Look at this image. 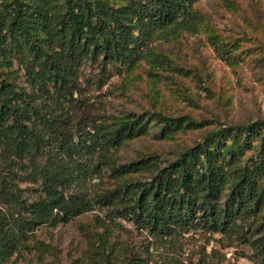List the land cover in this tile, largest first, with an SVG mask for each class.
I'll return each mask as SVG.
<instances>
[{
  "label": "trees",
  "instance_id": "1",
  "mask_svg": "<svg viewBox=\"0 0 264 264\" xmlns=\"http://www.w3.org/2000/svg\"><path fill=\"white\" fill-rule=\"evenodd\" d=\"M195 1L0 0V264H14L39 226L96 204L107 205L112 224L124 219L157 239L234 234L251 264H264V120L214 129L169 161L119 163L118 148L145 135L151 120L162 138L205 125L162 112L93 119L73 95L86 61L101 72L110 63L130 68L154 32L197 28ZM105 171L117 185L93 195L89 182ZM23 179L39 182L33 198ZM132 259L126 264H147Z\"/></svg>",
  "mask_w": 264,
  "mask_h": 264
},
{
  "label": "rangeland",
  "instance_id": "2",
  "mask_svg": "<svg viewBox=\"0 0 264 264\" xmlns=\"http://www.w3.org/2000/svg\"><path fill=\"white\" fill-rule=\"evenodd\" d=\"M195 6L201 12L197 28L154 32L144 45V57L132 67L110 63L101 72L91 61L81 67V90L73 95L80 99L82 114L98 119L162 112L205 125L162 138L151 120L145 135L118 148L119 163L146 155L169 161L214 129L264 120V0H196ZM233 53L237 58L231 64ZM116 185L110 171L89 182L93 195ZM19 186L28 198L40 189L38 181L28 179ZM107 208L96 204L67 223L39 226L13 263L105 264L106 256L116 264H126L130 257L147 264H251L250 247L234 234L191 230L157 239L130 221L112 224Z\"/></svg>",
  "mask_w": 264,
  "mask_h": 264
}]
</instances>
